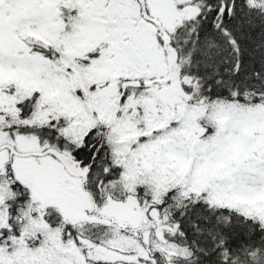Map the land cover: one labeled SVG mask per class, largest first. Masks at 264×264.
I'll return each mask as SVG.
<instances>
[{"label": "snow or ice", "instance_id": "6c2138e0", "mask_svg": "<svg viewBox=\"0 0 264 264\" xmlns=\"http://www.w3.org/2000/svg\"><path fill=\"white\" fill-rule=\"evenodd\" d=\"M0 264H264V0H0Z\"/></svg>", "mask_w": 264, "mask_h": 264}]
</instances>
